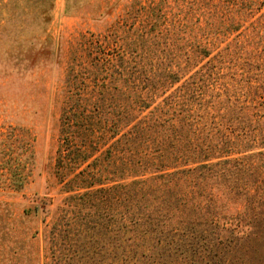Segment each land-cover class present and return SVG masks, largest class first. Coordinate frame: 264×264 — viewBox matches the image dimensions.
Returning <instances> with one entry per match:
<instances>
[{
	"label": "rangeland",
	"instance_id": "rangeland-1",
	"mask_svg": "<svg viewBox=\"0 0 264 264\" xmlns=\"http://www.w3.org/2000/svg\"><path fill=\"white\" fill-rule=\"evenodd\" d=\"M76 2L66 12V0H54L44 31L22 21L26 39L34 37L0 61V264H264V222L240 213L244 205L216 200L210 181L184 185L181 201L161 210L148 185L146 201L114 181L70 198L55 161L68 92L147 90L151 70L174 71L192 56L185 74H240L248 60L264 58V1ZM222 24L237 29L216 39ZM90 34L106 44L94 74L79 49ZM70 75L79 76L77 88Z\"/></svg>",
	"mask_w": 264,
	"mask_h": 264
},
{
	"label": "trees",
	"instance_id": "trees-1",
	"mask_svg": "<svg viewBox=\"0 0 264 264\" xmlns=\"http://www.w3.org/2000/svg\"><path fill=\"white\" fill-rule=\"evenodd\" d=\"M53 5L54 0H0V61L34 37L26 39L22 21L44 31ZM77 7L76 0H66V12ZM223 26L214 28L216 39L237 29ZM105 46L93 34L79 42L93 74L104 68L95 57ZM194 58L174 71L151 70L147 90L90 86L68 92L55 161L61 189L74 193L70 198L109 190L102 185L114 181L146 201L141 186L148 185L160 209L169 210L184 196L179 188L198 189L210 181L216 200L244 205L240 213L264 222V58L248 60L240 74L203 68L185 74ZM70 76L73 86L81 83L78 75ZM32 211H39L38 203Z\"/></svg>",
	"mask_w": 264,
	"mask_h": 264
}]
</instances>
